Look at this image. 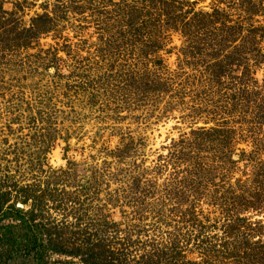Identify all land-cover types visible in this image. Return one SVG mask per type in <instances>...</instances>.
I'll list each match as a JSON object with an SVG mask.
<instances>
[{
	"label": "rangeland",
	"instance_id": "1",
	"mask_svg": "<svg viewBox=\"0 0 264 264\" xmlns=\"http://www.w3.org/2000/svg\"><path fill=\"white\" fill-rule=\"evenodd\" d=\"M19 189L46 264H264V0H0Z\"/></svg>",
	"mask_w": 264,
	"mask_h": 264
},
{
	"label": "trees",
	"instance_id": "2",
	"mask_svg": "<svg viewBox=\"0 0 264 264\" xmlns=\"http://www.w3.org/2000/svg\"><path fill=\"white\" fill-rule=\"evenodd\" d=\"M160 3L165 2L160 1ZM137 29L135 30L138 31ZM136 84L138 86V82ZM17 193L19 194L16 197L18 200L8 203L9 201L5 198L7 193L0 191V245L8 247L3 260H31L33 264H46V257L50 253L70 254L71 252L65 251L67 248H64L62 239L57 242L53 241V235L56 239L59 238L61 234L58 232L59 229L56 230L53 227L52 233L45 229V225L40 220L35 221L38 218L43 219L40 216L42 207L36 203L38 199L35 197V191L33 195L27 194L28 192L24 189L17 190ZM30 198L34 201L30 208L35 210L31 209L27 213L22 208L16 207V203L24 205ZM5 221L6 223L2 224Z\"/></svg>",
	"mask_w": 264,
	"mask_h": 264
},
{
	"label": "water",
	"instance_id": "3",
	"mask_svg": "<svg viewBox=\"0 0 264 264\" xmlns=\"http://www.w3.org/2000/svg\"><path fill=\"white\" fill-rule=\"evenodd\" d=\"M18 207H22L21 205H17Z\"/></svg>",
	"mask_w": 264,
	"mask_h": 264
}]
</instances>
